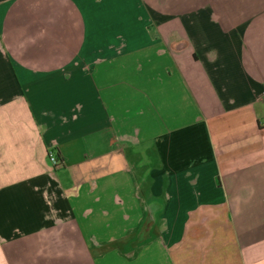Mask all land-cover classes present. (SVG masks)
<instances>
[{
    "label": "crops",
    "instance_id": "1",
    "mask_svg": "<svg viewBox=\"0 0 264 264\" xmlns=\"http://www.w3.org/2000/svg\"><path fill=\"white\" fill-rule=\"evenodd\" d=\"M263 123L264 0H0V264H264Z\"/></svg>",
    "mask_w": 264,
    "mask_h": 264
},
{
    "label": "built area",
    "instance_id": "2",
    "mask_svg": "<svg viewBox=\"0 0 264 264\" xmlns=\"http://www.w3.org/2000/svg\"><path fill=\"white\" fill-rule=\"evenodd\" d=\"M263 124H264V123H263ZM49 157H50V160L52 161V163H53L54 165H58V164H59V160H58L56 154H55L53 151H50V152H49Z\"/></svg>",
    "mask_w": 264,
    "mask_h": 264
}]
</instances>
